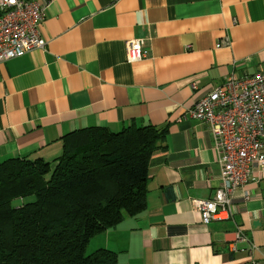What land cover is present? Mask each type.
Masks as SVG:
<instances>
[{"label":"crops","instance_id":"crops-1","mask_svg":"<svg viewBox=\"0 0 264 264\" xmlns=\"http://www.w3.org/2000/svg\"><path fill=\"white\" fill-rule=\"evenodd\" d=\"M37 1L46 48L0 64V164L53 162L85 129L166 127L146 209L88 248L116 252L118 264H264V180L235 192L227 219L203 224L194 201L221 187L220 152L188 115L228 78L264 72V0ZM141 38L149 57L127 63L126 42Z\"/></svg>","mask_w":264,"mask_h":264},{"label":"trees","instance_id":"trees-1","mask_svg":"<svg viewBox=\"0 0 264 264\" xmlns=\"http://www.w3.org/2000/svg\"><path fill=\"white\" fill-rule=\"evenodd\" d=\"M167 135L134 122L119 132L90 128L65 137L53 162L1 163L0 264H118L116 252L87 255L88 246L146 209L150 161Z\"/></svg>","mask_w":264,"mask_h":264},{"label":"built area","instance_id":"built-area-1","mask_svg":"<svg viewBox=\"0 0 264 264\" xmlns=\"http://www.w3.org/2000/svg\"><path fill=\"white\" fill-rule=\"evenodd\" d=\"M46 11L47 6L37 0H0V64L46 48L42 36ZM151 44L150 38L128 40L127 63L147 59ZM231 44L225 38L217 48H230ZM188 115L208 127L220 152L221 187L212 200L194 201L207 225L228 218L237 190L264 180V72L241 80L228 78L193 103ZM249 199L246 194L245 200Z\"/></svg>","mask_w":264,"mask_h":264},{"label":"rangeland","instance_id":"rangeland-1","mask_svg":"<svg viewBox=\"0 0 264 264\" xmlns=\"http://www.w3.org/2000/svg\"><path fill=\"white\" fill-rule=\"evenodd\" d=\"M25 201H27V202H29V201H32V200H30V199H26ZM14 206H19L20 204H22V201L21 200H16V201H14ZM102 234H99V235H97L98 237L99 236H101ZM96 237V236H95ZM94 237V238H95ZM94 245H91L88 249H87V255H90V254H92L93 252V249H92V246H95V243H93ZM90 245V244H89Z\"/></svg>","mask_w":264,"mask_h":264}]
</instances>
